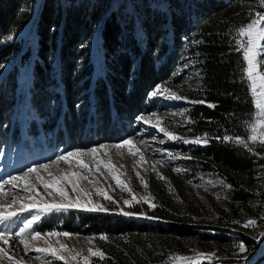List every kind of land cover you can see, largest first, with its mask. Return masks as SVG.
Listing matches in <instances>:
<instances>
[{
  "label": "trees",
  "instance_id": "16d2710c",
  "mask_svg": "<svg viewBox=\"0 0 264 264\" xmlns=\"http://www.w3.org/2000/svg\"><path fill=\"white\" fill-rule=\"evenodd\" d=\"M33 1L0 0V65L20 50V64L31 56L24 94L31 116L24 114L10 132L19 136L23 131L26 158L39 159L47 149L67 151L123 140L137 126L136 118L148 111L149 92L159 84L176 89L184 77L178 67L189 59L198 88L187 96L217 105L211 109L191 104L187 110V134L209 136L207 145L191 148L192 162L218 171L234 202H249L257 174L264 172V146L245 148L214 139L225 134L247 139L246 125L254 113L249 84L242 76V52L236 48L235 30L242 22L234 13V0H197L191 13L180 0H170L168 12L140 0L131 1V12L122 3L108 11L111 0H42L31 54L30 46L22 50L21 43L7 40L26 24ZM97 27L100 68L90 50ZM18 66L16 62L13 69ZM3 77L0 104L8 109L16 75L9 70ZM6 86L5 93L12 92L8 98L2 97ZM259 196L264 202V193ZM169 206L165 201L149 211L159 219L155 221L79 210L61 217L51 213L35 230L50 231L59 224L55 227L62 231L106 234L109 240L100 246L109 259L98 264L158 263L170 251L186 248L196 235L210 239L190 217L174 215ZM263 218L257 220L260 228ZM242 242L248 249L254 245L248 238Z\"/></svg>",
  "mask_w": 264,
  "mask_h": 264
},
{
  "label": "rangeland",
  "instance_id": "374dc122",
  "mask_svg": "<svg viewBox=\"0 0 264 264\" xmlns=\"http://www.w3.org/2000/svg\"><path fill=\"white\" fill-rule=\"evenodd\" d=\"M131 1L132 0H111L108 11L111 8H117L118 4L122 3L123 9L127 12H131L133 8ZM140 1L148 2L152 7H156L157 9L165 10L167 12L169 11L168 3L170 0ZM195 1L197 0H180V6L182 8L188 9V11L191 13L192 8L195 5ZM234 1V13L238 14L241 17L240 22H242L239 27L246 25L252 18H255L256 12L264 14V3H262L261 0ZM41 4L42 0H34L32 2L30 15L26 24L11 36L12 39L7 40L8 42L18 41L19 43H21L22 50H24L25 48L28 49V47L30 46L31 54H33L34 42V35L32 36L33 27L31 25L30 28H27V23H29L30 17L33 13L34 15L32 17L35 18L32 23H34ZM98 30L99 27L96 28V33L94 34V37L90 44L91 55L96 68H100L101 61ZM20 53L21 50L18 52V54ZM17 55L11 56L9 60L1 64L3 65V67H0V80L4 78L3 76L9 70H13V73L16 75L17 84L10 99L9 108L2 109V104H0V140H6L7 142H10L12 140L15 141V155L18 151V148L20 147L19 142H16L18 133L17 131L15 133L13 132L14 135L12 133L11 135L13 137H11L7 129L10 127L11 120H13V123L15 122V120H17V123H15L14 127H12V131H14V128L17 129L19 127V124L22 122L21 118L24 114H26L27 117L31 116L29 111L26 110L28 108V105L25 102L24 96L29 84V64L31 61V56L29 55V57L20 64V61H18L17 59ZM16 62L19 63V66L15 71L13 67ZM262 63H264V61H262ZM244 66L246 67V62H244ZM178 71L180 72V74H184V77L180 82H178L176 89L168 88V86L163 84L159 85L162 86V88L170 89L177 95L186 97L187 100H169L164 98V96L149 98L148 94V111L136 118L135 123L137 126L134 127V130L123 139H134L137 147H139L141 152L144 154L145 162L142 165L139 164V155L133 157L128 154L127 149L117 150L111 147L112 145L120 143L123 140L119 142L101 143L109 146V156H103L101 154V158L105 160L111 158L113 163L117 166L118 170L124 173V175L121 176V179L129 183V186L132 188L133 193L138 198L150 194L151 197L155 198L152 202L156 205H160V203L165 201L167 203H170V206L168 208L173 211L174 215H187L188 217H190L193 225L200 227L198 229V232L210 235V239L204 240L200 239L199 236L196 235V239L192 242H189L186 248L172 250L160 262L150 264H184V262L182 261H176L174 259L170 260V257H175L177 255L184 257H194L198 252L207 254L214 253L215 255L213 256L211 264H251L254 262L257 256L263 257L257 264H264V239L259 245V238L264 233V226L260 228L258 226V222L254 227L245 228L243 226L244 222H246L247 219L258 220L264 216V202H261L259 196L260 193H264V172L262 171L261 173L257 174L258 178L256 181V185L253 189H251L253 195L251 198L247 197V201L249 202L245 205L237 201L234 202L232 200L233 196L230 193H227V187L224 182V178L221 174L218 173V171L203 170L201 165H199L198 163H193L194 158L191 155V148L197 145L185 144L183 143V139H194L196 137L208 139L209 136L207 135L205 137V134H187L188 131H190V117L187 113V110L192 104L189 103V101H195L196 99L189 98L186 93H195L198 88V82H196L197 80L195 70L191 67L189 59L185 60L178 67ZM6 89L7 86L2 90V92L4 93L2 97L8 98L12 92L8 91V93H5ZM139 117H144L145 119L151 117V124H155L157 122V118H159V120L162 121L160 125L161 127H163L166 131L172 132L175 136L181 137L183 139L169 140L164 135V133L158 131L157 128L152 127L151 124H144L142 121H140L138 119ZM45 120L46 119L44 118L43 121ZM248 134L249 133L247 132V135ZM51 135L52 131L49 130V141L51 140ZM101 144L93 145L88 148H72L67 151H63L59 148H54L51 151L46 148L47 151L44 150L40 154V160L42 161L37 164H28L26 162H21L17 159L16 156L12 157V153L8 152V148H5L4 150L0 148V183L8 179L10 176H18L27 171L29 167L40 164H49V171L57 175L61 170H63L64 172L80 171L79 169L75 168L74 165L70 167L63 162H61L59 165H54L52 164V161H54L58 155L66 154L69 151L88 150ZM248 145V147L253 146L256 147V149H260L259 147H261L259 143L253 144L250 141L248 142ZM198 146H203V144ZM169 153H171L172 156H176L179 158L171 159ZM184 157H191V159H185ZM84 159L87 163L90 164V166L94 165L91 156H85ZM121 165H123L122 168L120 167ZM153 166H155L156 172L163 175L166 180H160L157 178L156 172H153L152 170ZM176 168H180L182 171L180 173H177L176 171H174V169ZM101 171L104 173L103 176H101L99 173L96 174V179L99 181L98 184L89 185L86 181H82L81 186L85 188V191L91 194V199L94 202L100 203L105 208L109 209V211L105 213L119 214L120 209L123 208L125 211L133 213H143L147 216H151L149 214V211L153 209H150L147 204L140 203L134 204V206L132 207H126L123 204V200L130 198L129 194L126 192H122L120 188L116 186L115 181L111 179V176L107 173L106 170L102 168ZM136 171H139L144 179L148 182L147 190H145L144 187L140 184L139 179L136 177ZM40 174L45 178H48L47 172L41 170ZM83 174L87 173L85 172ZM34 177L35 174H33L30 179H32V181L36 183L37 190L44 195V198L46 200H48L49 202H52L53 198L56 202H59L61 200V198L55 194H53V197H48L46 194V190L43 188L42 184L35 181ZM105 177H107V179H105ZM91 178L92 177H90V179ZM169 184L174 189V192L169 191ZM96 187H103L118 203H109V201L104 200L101 196L97 195L95 191ZM159 187H162V192H160L161 190H159ZM66 190L68 191L69 196L72 199L76 198L77 193L73 192L70 186H68ZM47 191H51V189ZM4 192L6 195L0 197V202H8L11 201L12 198H16L24 202H29L26 200V196L28 194L24 192L23 186L20 182H17V187L15 188L6 185ZM84 199H86V197L82 196L81 200L83 201ZM71 210L83 211L81 209H69L65 212L52 213H55L57 216L61 217V215L67 216ZM49 214L51 213H43L37 209L24 212L22 215H20L18 218L13 219L12 221L0 224V231H10L14 234L19 230L20 227L23 226V222L27 219H31L33 215H39L41 217V219L36 223L38 224L44 217H48ZM127 218H133L136 220H150L138 216ZM151 220L155 221L159 219L155 218ZM237 221H239L240 223H236ZM231 222H234L236 224L232 225L230 224ZM35 225L33 226V230L37 231L35 230ZM55 226H53V230L37 232H40L42 235L48 232H67L58 230ZM72 234L74 235L71 238L50 237L47 239L50 243L53 244H55L56 240H59L61 243L68 245L69 248L76 250L83 249L85 251V254L87 248L90 246L101 248V240L98 239L99 236L83 235L81 233ZM90 237H96L91 245L87 240V238ZM243 237L252 240L254 245L251 249H248L245 246L247 251L245 253H239L237 244L242 242ZM30 242L36 247L46 246L43 241ZM0 247H5L9 254L15 258H22L26 262V264H46V261H51V264H63V261L54 260L51 256L44 257L34 251H28L25 255L23 245L20 244L19 240L16 238L10 239L9 245H3L2 243H0ZM38 256L40 257L39 259L37 258ZM0 264H11V262L7 259H2L0 260ZM70 264H76V262L70 261ZM93 264H98L96 258H93ZM203 264H209V262L207 260H204Z\"/></svg>",
  "mask_w": 264,
  "mask_h": 264
},
{
  "label": "snow or ice",
  "instance_id": "6c2138e0",
  "mask_svg": "<svg viewBox=\"0 0 264 264\" xmlns=\"http://www.w3.org/2000/svg\"><path fill=\"white\" fill-rule=\"evenodd\" d=\"M264 3V0H261ZM238 40L236 42V48L238 51L242 52V76L248 82L249 89L252 94V103L254 105V113L250 117V120L247 122L246 130L249 133L247 139H244L240 136H216L214 139L220 140L221 142L235 143L243 145L245 148H248V142L253 144L259 143L261 146H264V14L260 12L255 13V18H252L249 23L246 25L240 26L235 30ZM8 39H12L11 36ZM243 62H246V67L243 66ZM3 67V65H0ZM166 94V95H165ZM158 96H164V98L169 100H187L186 97L177 95L175 92H172L168 88H162V86L157 85L150 93L149 98H157ZM192 104H206L208 108L214 109L217 107L215 103L206 102L205 100H195L189 101ZM144 124H151V117L145 119L144 117L138 118ZM191 122V121H189ZM162 121L157 118L155 124H151L152 127L157 128L158 131L164 133V135L169 140L183 139L181 137L175 136L172 132L166 131L161 127ZM190 130V129H189ZM207 134H205V137ZM163 142V141H162ZM185 144H194V145H207L209 140L207 138L196 137L194 139H183ZM114 149H127L128 154L135 157L139 155V164L145 162L144 154L141 152L140 148L137 147L134 139L129 138L125 139L120 143L111 146ZM103 156H109V146L101 144L97 147H93L88 150H75L69 151L66 154L58 155L52 164L59 165L63 162L70 167L72 165L80 171H67L63 170L60 173L53 174L49 171V164H40L33 167H29L27 171L23 172L18 176H10L8 179L0 183V197L6 195L4 192L5 186L9 185L12 188L17 187V182H20L23 186V190L28 195L26 200L29 202H24L16 198H12L8 202H0V224H4L8 221H12L15 218H18L24 212L37 209L43 213H52V212H65L69 209H81L86 212H108L109 209L105 208L102 204L94 202L91 199V194L85 191V188L81 186L82 181H86L89 185L98 184L99 181L96 179V174L99 173L103 176L101 169L107 171L111 176V179L115 181L117 187L120 188L122 192L129 194L130 198L124 199L123 204L126 207H132L134 204L144 203L150 209H155L157 205L152 201L155 199L151 197L150 194L137 197L132 188L129 186V183L121 179V176L124 173L120 172L117 166L113 163L111 158L105 160L101 158ZM85 156H91L94 162L93 166H90L84 159ZM171 159H178L179 157L172 156L169 153ZM185 159H191V157H184ZM121 168L123 165L120 166ZM41 170L47 172L48 178L42 176ZM153 172H156L155 166L152 168ZM177 173H180L182 170L180 168L174 169ZM87 174H83V173ZM35 174V181L42 184L43 188L46 190L48 197H53V194L58 195L61 200L56 202L53 198L52 202H49L44 198V195L37 190L36 183L30 179V177ZM157 178L160 180H166V178L160 173L156 172ZM90 177H92L90 179ZM136 177L139 179L140 184L144 187L145 190L148 188V182L144 179L139 171H136ZM107 179V177H105ZM70 186L72 191L77 193L75 199H72L69 196L67 187ZM230 188L231 185H228ZM51 189V191H47ZM96 194L101 196L104 200L109 201V203H118L108 191L103 187H96ZM169 191L174 192V189L169 184ZM86 197L83 201L81 197ZM119 215L124 217H133L138 216L146 219H155V217L147 216L143 213H133L125 211L123 208L120 209ZM41 219L39 215H33L31 219H27L23 222V226L19 228L14 234L10 231H0V243L3 245H9L10 239L16 238L19 240V243L23 245L25 250V255L28 251H34L41 254L44 257L51 256L54 260L63 261V264H70V261H75L76 264H93V258H96L97 262L106 261L109 258L107 257L106 252L102 248L98 247H88L85 251L83 249L76 250L69 248L68 245L61 243L59 240H56L55 244L50 243L47 238L50 237H65L71 238L74 234L68 232H48L42 235L40 232L34 231L33 226ZM236 223H240L237 221ZM257 224L256 219H247L244 222V227H254ZM96 237L87 238L88 243L91 245ZM101 241H108L109 237L106 234H101L98 237ZM30 241H43L46 245L45 247H36ZM239 253H245L247 251L245 245L241 242L237 244ZM215 254H207L198 252L194 257H184V256H175L170 257V260L174 259L176 261H182L184 264H203L204 260H207L211 264L213 256ZM40 258L39 256L37 257ZM7 259L11 264H26V262L21 258L17 259L9 254L5 247H0V260ZM46 264H51V261H46Z\"/></svg>",
  "mask_w": 264,
  "mask_h": 264
},
{
  "label": "bare ground",
  "instance_id": "6f19581e",
  "mask_svg": "<svg viewBox=\"0 0 264 264\" xmlns=\"http://www.w3.org/2000/svg\"><path fill=\"white\" fill-rule=\"evenodd\" d=\"M34 15V13L32 14V16ZM30 17V20H29V23L27 24V28H30V26L32 25V27H33V24L34 23H32L33 22V20H34V17ZM263 239H264V233L260 236V238H259V245L262 243V241H263Z\"/></svg>",
  "mask_w": 264,
  "mask_h": 264
},
{
  "label": "water",
  "instance_id": "95a60500",
  "mask_svg": "<svg viewBox=\"0 0 264 264\" xmlns=\"http://www.w3.org/2000/svg\"><path fill=\"white\" fill-rule=\"evenodd\" d=\"M35 18V17H34Z\"/></svg>",
  "mask_w": 264,
  "mask_h": 264
}]
</instances>
